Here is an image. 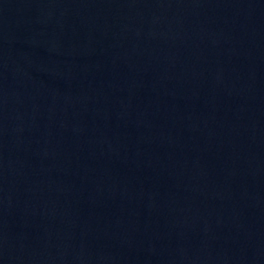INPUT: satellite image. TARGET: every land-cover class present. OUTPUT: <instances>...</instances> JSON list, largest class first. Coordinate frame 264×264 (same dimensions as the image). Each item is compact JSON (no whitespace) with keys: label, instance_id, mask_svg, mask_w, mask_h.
<instances>
[{"label":"water","instance_id":"obj_1","mask_svg":"<svg viewBox=\"0 0 264 264\" xmlns=\"http://www.w3.org/2000/svg\"><path fill=\"white\" fill-rule=\"evenodd\" d=\"M0 264H264V0H0Z\"/></svg>","mask_w":264,"mask_h":264}]
</instances>
